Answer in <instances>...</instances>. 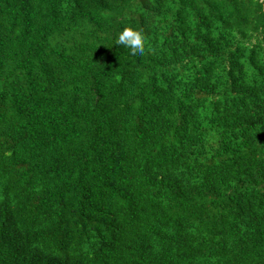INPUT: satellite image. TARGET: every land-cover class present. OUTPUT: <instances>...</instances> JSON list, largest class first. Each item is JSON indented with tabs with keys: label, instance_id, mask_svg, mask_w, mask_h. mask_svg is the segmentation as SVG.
<instances>
[{
	"label": "trees",
	"instance_id": "16d2710c",
	"mask_svg": "<svg viewBox=\"0 0 264 264\" xmlns=\"http://www.w3.org/2000/svg\"><path fill=\"white\" fill-rule=\"evenodd\" d=\"M0 264H264V0H0Z\"/></svg>",
	"mask_w": 264,
	"mask_h": 264
},
{
	"label": "clouds",
	"instance_id": "9594fccd",
	"mask_svg": "<svg viewBox=\"0 0 264 264\" xmlns=\"http://www.w3.org/2000/svg\"><path fill=\"white\" fill-rule=\"evenodd\" d=\"M115 43L117 46H122L130 54L140 56L144 52L145 37L141 31L124 28L119 32Z\"/></svg>",
	"mask_w": 264,
	"mask_h": 264
}]
</instances>
